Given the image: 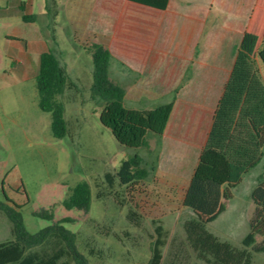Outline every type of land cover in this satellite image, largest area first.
Instances as JSON below:
<instances>
[{
    "label": "rangeland",
    "instance_id": "obj_1",
    "mask_svg": "<svg viewBox=\"0 0 264 264\" xmlns=\"http://www.w3.org/2000/svg\"><path fill=\"white\" fill-rule=\"evenodd\" d=\"M208 1L183 3L191 8ZM24 2L25 12L35 15L34 25L45 32L47 46L78 89H66L60 96L68 136L57 139L51 132L50 113L38 106V67L31 66L23 76L13 65L16 38L11 27L21 22L18 4L15 5L16 0H0L4 16L7 15L0 18V200L4 201L6 195L21 205L22 224L31 234L54 221L70 218L71 221L61 225L76 233L77 248L89 264H144L151 255L157 224L166 231L164 260L176 245H181L186 256L183 264H192L197 259L187 245L183 228L191 212L181 204L184 192L181 184L174 186L161 180L155 171L146 179L127 185L115 180L112 188L104 180V173L113 174L121 161L134 152L144 157L147 168L153 162L150 146L142 145L150 124V109L166 105V98L172 96L174 89L157 99L144 94L147 87H160L158 82L165 81L169 73L163 66L151 63L154 56L150 51L151 31L142 20L135 22L129 17V8L118 15L119 8L123 9L119 0L112 4L110 77L126 93L121 102L106 103L93 98L90 92L92 62L88 46L94 41L106 47L98 36L99 30L82 25V21L78 22L80 26L74 25L66 14L64 0ZM211 12L218 13L215 6ZM161 54L158 52L159 58ZM260 75L264 82L263 65ZM260 174H264V157L243 176L226 210L207 225L221 240L240 245L248 232L255 209L250 194ZM81 180H86L91 188L87 213L63 204L70 188ZM98 191L102 192L99 198ZM129 209L141 215L139 225L126 218ZM41 212L52 218L40 216ZM11 227L0 210V242L12 238ZM263 263L264 253L254 255L253 264Z\"/></svg>",
    "mask_w": 264,
    "mask_h": 264
},
{
    "label": "trees",
    "instance_id": "obj_2",
    "mask_svg": "<svg viewBox=\"0 0 264 264\" xmlns=\"http://www.w3.org/2000/svg\"><path fill=\"white\" fill-rule=\"evenodd\" d=\"M129 1L157 9H165L168 3V0ZM19 10L23 21H35V15L23 12V3ZM256 42V35L243 34L229 79L217 103L207 141L182 197V206L191 212V217L183 222V228L187 245L197 259L192 264H253L254 255L264 253V174L258 176L251 191L255 209L249 220V230L240 245L221 240L207 229V225L226 210L227 202L232 200L234 189L243 176L264 157V83L254 58L256 55L264 66V33L255 51ZM88 50L92 62V97L106 103L121 102L125 89L110 77V52L94 41ZM71 88L78 89L48 47L38 58L36 89L38 106L50 113L51 132L57 139L68 136L65 106L60 96ZM142 145L148 146L147 141L143 140ZM145 165L144 157L134 152L121 161L113 174L104 173L107 187L112 188L115 180L127 185L146 179L155 167L153 164L149 168ZM101 196L102 192L98 191L96 197ZM4 199L0 200V210L12 224V238L0 242V264H89L87 257L77 248L76 233L61 225V222L71 221L70 218L54 221L31 234L22 224L21 205L10 201L6 195ZM90 201V185L81 180L70 188L63 204L68 209L76 208L87 213ZM39 215L52 218L47 212ZM126 218L134 225L141 221V215L131 209L127 211ZM155 233L151 255L144 264H183L186 256L181 245H176L164 260L162 248L167 243L166 231L157 224Z\"/></svg>",
    "mask_w": 264,
    "mask_h": 264
},
{
    "label": "crops",
    "instance_id": "obj_3",
    "mask_svg": "<svg viewBox=\"0 0 264 264\" xmlns=\"http://www.w3.org/2000/svg\"><path fill=\"white\" fill-rule=\"evenodd\" d=\"M64 1L72 23L80 26L78 22L82 21V25L96 27L98 36L110 52L112 4L116 5L117 0ZM16 2L18 15L22 3L23 12L28 14L24 0ZM183 2L168 0L165 9H157L119 0L123 9L119 8L118 15L129 8L130 18L145 22L151 31L150 51L154 53L151 63L169 70L167 79L158 82L160 87L143 90L148 97L157 99L174 89L172 96L166 98V105L150 109L146 140L154 154L155 175L174 186L181 184L185 192L207 141L217 103L229 79L243 34L257 36L255 51L260 44L264 33V0H209L191 8ZM213 6L218 13L212 14ZM3 9L0 6V18L7 17ZM11 28L16 38L13 65L24 76L31 66L38 67L40 53L48 48L46 34L34 22L22 19L13 23ZM158 52L163 53L160 58ZM254 58L260 74L263 64L256 55Z\"/></svg>",
    "mask_w": 264,
    "mask_h": 264
}]
</instances>
